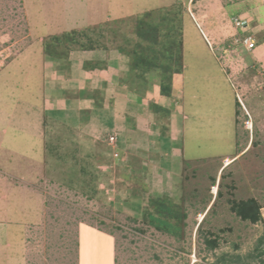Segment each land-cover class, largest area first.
<instances>
[{
    "label": "rangeland",
    "instance_id": "obj_1",
    "mask_svg": "<svg viewBox=\"0 0 264 264\" xmlns=\"http://www.w3.org/2000/svg\"><path fill=\"white\" fill-rule=\"evenodd\" d=\"M143 22L158 29L159 56L150 63L148 50L134 64L128 55L141 85L132 92L145 97L153 74L163 79L164 106L182 113L190 101L198 111L185 112L187 133L153 106L163 137L175 140L173 126L185 137L179 176L117 156L114 136L84 140L65 125L46 123L44 150L33 149L22 121L30 113L18 107L28 101L25 84L41 78L29 74L28 55L59 56L54 68L67 69L84 50L141 54ZM0 144V264H262L264 0H0ZM252 199L257 224L232 209Z\"/></svg>",
    "mask_w": 264,
    "mask_h": 264
},
{
    "label": "crops",
    "instance_id": "obj_2",
    "mask_svg": "<svg viewBox=\"0 0 264 264\" xmlns=\"http://www.w3.org/2000/svg\"><path fill=\"white\" fill-rule=\"evenodd\" d=\"M73 57L67 69L54 68L55 61H48V64L45 62L47 58L42 61L34 52L33 56L27 57L32 61L29 74L33 73L34 77L38 72L41 74V78L32 76L29 84H25L28 101L21 99V102L26 106L22 103L18 105L30 113L25 115L26 121H22L30 126L26 136L33 144L32 148L44 150L45 128H64L65 125L79 131L82 138L86 137L84 140L96 141L114 136L117 156L125 153L130 160H141L149 171L153 169L161 171L164 176L169 174L172 178L178 177L177 163L181 159L184 161L185 153L181 144L185 137L178 135L181 133L180 127L171 128V132L177 135L175 140L163 137L160 132L163 117L158 109L153 110V106L168 110L170 107L164 106L165 101L161 102L163 98L158 77L151 78L153 74H149L150 84L148 82L142 90L146 92L145 97L136 96L132 90L141 85L131 77V61L127 54L118 50H84L74 53ZM50 64L52 68L49 69ZM41 72H44V78ZM179 77V85L184 87V72ZM184 103L179 105L182 113L174 114L170 110L174 114L171 120L181 122L183 130L188 133L193 122L185 112H194L196 116L198 111L190 101ZM46 123L48 126L44 128ZM15 146L18 148L19 145ZM160 146L162 151L155 152ZM171 153L174 157L168 160Z\"/></svg>",
    "mask_w": 264,
    "mask_h": 264
},
{
    "label": "trees",
    "instance_id": "obj_3",
    "mask_svg": "<svg viewBox=\"0 0 264 264\" xmlns=\"http://www.w3.org/2000/svg\"><path fill=\"white\" fill-rule=\"evenodd\" d=\"M146 25H148V26H146ZM140 26H142L143 29H139L137 34L141 37V39H146L149 42L147 50L143 49L142 50L143 52H141V54L140 53L138 54L137 51H135L133 54H129V53H125V54L133 57L134 58L133 62H135L134 64H137L139 59L142 60V57L143 58L148 57L147 52L149 50L150 53L153 52L155 59H153L151 57V58L146 59V60H148L150 63H152L151 60L154 61L157 59V56H159V55H157L158 53L154 52V51H156L155 47L158 46V41H159L158 29L155 28L154 26H152L151 24H146L144 22ZM71 33H74V32H70L68 35L71 36L70 35ZM86 49H92V46L87 47ZM57 57H59V56H56V57L51 56L50 60L56 61L58 59ZM146 70H148V68ZM155 77H157V76L153 75L151 78H155ZM162 80L159 78L161 91L163 92L165 87L162 86ZM167 93L169 94V91ZM163 202L164 201L161 202L160 200L159 201L158 200H152V203H158L159 205L164 204ZM232 209L236 213V215L239 216L241 218V220H243V221H249L253 224H257L261 220L260 207H259L258 203L253 199L234 204ZM159 210H168L167 212H170L169 208L164 209V207H161V205H160ZM161 214H163V211L161 212ZM149 218L151 219V223L154 226H156L158 229H161V226L164 225L166 230L172 231L171 228L174 227V226H170V224L166 220H162L160 217L156 218L152 214H149ZM205 244H206L208 249H214L217 245L216 241L210 240V239H206ZM256 250L258 251L257 257L260 259V262L262 264H264V260H263V257H264V236L262 239L259 240V244H258Z\"/></svg>",
    "mask_w": 264,
    "mask_h": 264
},
{
    "label": "built area",
    "instance_id": "obj_4",
    "mask_svg": "<svg viewBox=\"0 0 264 264\" xmlns=\"http://www.w3.org/2000/svg\"><path fill=\"white\" fill-rule=\"evenodd\" d=\"M246 42H247V41H246ZM254 45H255L254 43H249V44H248V47L252 49V48H254Z\"/></svg>",
    "mask_w": 264,
    "mask_h": 264
},
{
    "label": "bare ground",
    "instance_id": "obj_5",
    "mask_svg": "<svg viewBox=\"0 0 264 264\" xmlns=\"http://www.w3.org/2000/svg\"><path fill=\"white\" fill-rule=\"evenodd\" d=\"M3 102V101H2ZM9 109V108H8ZM10 110V109H9ZM9 110H7L8 112H9ZM3 113H4V111H3ZM7 113V112H6ZM1 145V144H0ZM226 164H228V161L226 162ZM214 191H215V188H214ZM203 216V215H202ZM201 219H202V217H201Z\"/></svg>",
    "mask_w": 264,
    "mask_h": 264
}]
</instances>
